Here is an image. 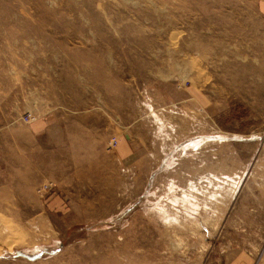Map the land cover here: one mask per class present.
I'll return each mask as SVG.
<instances>
[{"label": "rangeland", "instance_id": "obj_1", "mask_svg": "<svg viewBox=\"0 0 264 264\" xmlns=\"http://www.w3.org/2000/svg\"><path fill=\"white\" fill-rule=\"evenodd\" d=\"M0 264H264V0H0Z\"/></svg>", "mask_w": 264, "mask_h": 264}, {"label": "crops", "instance_id": "obj_2", "mask_svg": "<svg viewBox=\"0 0 264 264\" xmlns=\"http://www.w3.org/2000/svg\"><path fill=\"white\" fill-rule=\"evenodd\" d=\"M59 127L56 126L54 123H45L42 124L40 127L37 128V133H39L41 136L42 134H45L48 136V139L52 145H54L55 148L58 146L62 147V137H61V131L57 130ZM133 153L131 152V155ZM128 156V155H127Z\"/></svg>", "mask_w": 264, "mask_h": 264}, {"label": "built area", "instance_id": "obj_3", "mask_svg": "<svg viewBox=\"0 0 264 264\" xmlns=\"http://www.w3.org/2000/svg\"><path fill=\"white\" fill-rule=\"evenodd\" d=\"M37 119L36 117L32 116V114H26L25 122L32 123L35 122Z\"/></svg>", "mask_w": 264, "mask_h": 264}]
</instances>
